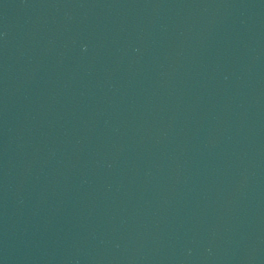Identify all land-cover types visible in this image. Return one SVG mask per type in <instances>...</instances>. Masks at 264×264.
I'll use <instances>...</instances> for the list:
<instances>
[{
  "label": "water",
  "instance_id": "95a60500",
  "mask_svg": "<svg viewBox=\"0 0 264 264\" xmlns=\"http://www.w3.org/2000/svg\"><path fill=\"white\" fill-rule=\"evenodd\" d=\"M0 264H264V0H0Z\"/></svg>",
  "mask_w": 264,
  "mask_h": 264
}]
</instances>
